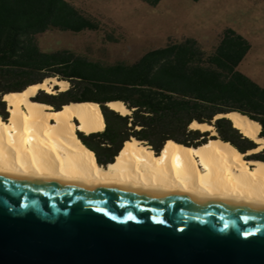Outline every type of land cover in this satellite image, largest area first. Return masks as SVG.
I'll use <instances>...</instances> for the list:
<instances>
[{"label": "trees", "instance_id": "1", "mask_svg": "<svg viewBox=\"0 0 264 264\" xmlns=\"http://www.w3.org/2000/svg\"><path fill=\"white\" fill-rule=\"evenodd\" d=\"M155 6L160 0H141ZM197 2L199 0H191ZM98 31L99 22L65 0H0V117L7 119L2 101L31 85L55 78L69 88L56 96L39 92L36 101L59 109L67 103H96L104 122L100 132L76 133L94 153L95 164L114 161L124 142L134 139L159 153L167 141L186 147L205 144L209 132L190 129L191 123L213 127L215 136L241 154L256 144L235 129L226 117L238 113L259 124L264 139V86L237 71L250 49L248 42L225 29L212 51L205 53L191 38L168 40L160 50L132 63L104 65L69 50L43 53L34 37L47 31ZM57 90V87H54ZM120 102L129 111L120 115L106 104ZM264 163V148L245 156Z\"/></svg>", "mask_w": 264, "mask_h": 264}, {"label": "water", "instance_id": "2", "mask_svg": "<svg viewBox=\"0 0 264 264\" xmlns=\"http://www.w3.org/2000/svg\"><path fill=\"white\" fill-rule=\"evenodd\" d=\"M0 264H264V202L0 176Z\"/></svg>", "mask_w": 264, "mask_h": 264}, {"label": "bare ground", "instance_id": "3", "mask_svg": "<svg viewBox=\"0 0 264 264\" xmlns=\"http://www.w3.org/2000/svg\"><path fill=\"white\" fill-rule=\"evenodd\" d=\"M68 88L67 82L52 78L3 97L8 116L6 120L0 117L1 177L85 183L92 187L119 185L154 193L205 194L264 202V163L245 160L248 154L264 148V139L258 137V123L238 113L215 117H226L257 145L246 154L211 138L196 148L170 140L156 154L131 139L124 142L112 163L100 166L95 164L94 153L76 137V133L89 135L104 129L96 103L72 102L55 110L51 105L30 101L40 90L54 96ZM106 107L123 116L129 112L120 102H109ZM189 128L215 134L207 124L193 122Z\"/></svg>", "mask_w": 264, "mask_h": 264}, {"label": "rangeland", "instance_id": "4", "mask_svg": "<svg viewBox=\"0 0 264 264\" xmlns=\"http://www.w3.org/2000/svg\"><path fill=\"white\" fill-rule=\"evenodd\" d=\"M65 1L97 20L99 30L37 35L34 40L43 53L69 50L104 65L132 63L163 49L168 40L191 38L209 54L221 33L231 29L250 46L237 71L264 86V0H160L155 6L141 0Z\"/></svg>", "mask_w": 264, "mask_h": 264}]
</instances>
